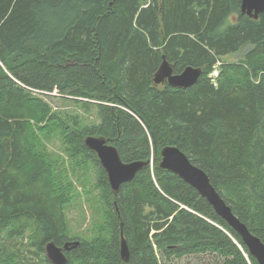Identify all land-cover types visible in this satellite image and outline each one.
Returning <instances> with one entry per match:
<instances>
[{"label":"trees","instance_id":"16d2710c","mask_svg":"<svg viewBox=\"0 0 264 264\" xmlns=\"http://www.w3.org/2000/svg\"><path fill=\"white\" fill-rule=\"evenodd\" d=\"M242 1L0 0L1 245L26 239L39 264H51L48 243L70 241L81 246L69 264H162L160 255L258 264L206 199L159 167L161 150L178 147L264 243V14H242ZM235 54L242 60L222 63L215 83V67ZM164 58L175 74L202 76L188 89L157 86ZM43 97L96 107L99 123L83 127ZM55 133L67 162L96 170L106 223L91 241L67 234L74 186L58 174L65 159L47 150ZM88 136L111 140L125 163H150L115 195ZM9 248L0 264L29 263Z\"/></svg>","mask_w":264,"mask_h":264},{"label":"water","instance_id":"95a60500","mask_svg":"<svg viewBox=\"0 0 264 264\" xmlns=\"http://www.w3.org/2000/svg\"><path fill=\"white\" fill-rule=\"evenodd\" d=\"M241 13L258 20L260 15L264 14V0H243ZM202 73L200 68L187 67L182 73L175 74L173 65L164 58L155 74L154 83L157 86L168 84L176 89H188L198 82ZM85 146L97 155L115 195L124 184L135 180L136 176L150 163L147 161L123 162L118 149L111 144V140L103 136H88L85 139ZM160 156V169L175 174L193 187L212 205L216 214L241 237L250 255L256 259L258 264H264L263 241L252 234L249 228L234 215L231 207L212 185L209 175L194 165L189 157L176 146L164 147ZM80 246V241L67 242L63 247L50 242L46 246V256L51 264H69L67 254ZM121 258L124 262H129L130 259V250L125 239L121 244Z\"/></svg>","mask_w":264,"mask_h":264},{"label":"rangeland","instance_id":"374dc122","mask_svg":"<svg viewBox=\"0 0 264 264\" xmlns=\"http://www.w3.org/2000/svg\"><path fill=\"white\" fill-rule=\"evenodd\" d=\"M242 60L241 54L229 55L222 59L215 67L214 73L211 77L217 82V76L220 75L219 67L222 63H236ZM217 75V76H215ZM54 93L53 95H56ZM44 100L50 102L53 108L65 110L72 115H80L82 126H89L92 124H98V110L96 107L91 106L86 109L82 105H77L74 102H63L60 100H51L47 97H43ZM61 135L58 133L53 134L51 137H45V143L47 150L56 155L62 157L67 162V154H65L66 146L63 144ZM152 159V164H154ZM63 167V168H62ZM67 170V171H66ZM67 172V174H66ZM63 173L73 183L74 192L70 204L65 208L66 223H67V234L71 239H80L83 241H91L97 237L102 226L106 223V217L101 205V196L97 188V173L90 165L79 163L71 165L70 162L63 164L58 167V174L63 176ZM4 243V242H3ZM26 239H18L12 242L1 245L10 246V252L24 253L28 258L29 263L27 264H39L40 258L36 255H32L28 248ZM16 246V247H14ZM162 264H223L220 257L214 255H198L186 257L183 259H174L170 262H165L163 257L160 255Z\"/></svg>","mask_w":264,"mask_h":264},{"label":"built area","instance_id":"2783aa9c","mask_svg":"<svg viewBox=\"0 0 264 264\" xmlns=\"http://www.w3.org/2000/svg\"><path fill=\"white\" fill-rule=\"evenodd\" d=\"M215 76H217V75H215ZM218 77V76H217ZM212 78V77H211Z\"/></svg>","mask_w":264,"mask_h":264},{"label":"bare ground","instance_id":"6f19581e","mask_svg":"<svg viewBox=\"0 0 264 264\" xmlns=\"http://www.w3.org/2000/svg\"><path fill=\"white\" fill-rule=\"evenodd\" d=\"M160 163V162H159Z\"/></svg>","mask_w":264,"mask_h":264}]
</instances>
